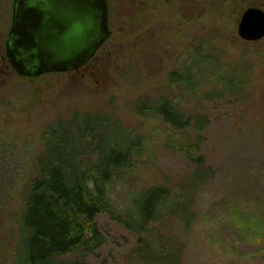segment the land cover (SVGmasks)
Wrapping results in <instances>:
<instances>
[{
	"label": "rangeland",
	"instance_id": "374dc122",
	"mask_svg": "<svg viewBox=\"0 0 264 264\" xmlns=\"http://www.w3.org/2000/svg\"><path fill=\"white\" fill-rule=\"evenodd\" d=\"M119 1L113 12L117 15L113 37L100 53L106 63L99 69L103 75L90 67L83 77L81 66L79 72L20 81L7 66L11 74L0 107L2 264H14L17 255L28 190L25 180L35 174L27 168L43 152V133L60 118L105 111L141 139L146 153L137 158L136 172L112 193L119 207L130 205L133 193L142 188L164 186L177 194L186 186L193 166L173 148L177 132L160 116L136 115L134 105L158 94L190 45L193 49L203 45L225 69L243 68L251 74L250 84L241 96L203 101L211 122L202 152L214 173L194 196L191 228L185 229L175 218L155 226L181 243L182 264H264V38L245 41L238 35L247 2ZM185 95L181 92L182 105L190 114L198 99ZM182 133L188 140L193 136L191 130ZM179 141L184 142L181 136ZM97 226L106 244L88 257L89 264H136L131 254L136 235L107 215L98 217Z\"/></svg>",
	"mask_w": 264,
	"mask_h": 264
},
{
	"label": "trees",
	"instance_id": "16d2710c",
	"mask_svg": "<svg viewBox=\"0 0 264 264\" xmlns=\"http://www.w3.org/2000/svg\"><path fill=\"white\" fill-rule=\"evenodd\" d=\"M186 47L178 58L179 68L167 76L158 94L134 105L136 115L160 116L177 132L173 148L193 166L186 186L177 194L164 186L142 188L133 193L130 205L119 207L112 193L136 172L137 158L146 153L141 139L105 111L60 118L45 130L43 152L26 167L35 174L25 180L28 190L14 264H89L88 257L106 244L97 226L100 215L137 236L131 252L136 264H182L181 243L155 224L175 218L191 228L194 196L214 173L202 152L211 122L203 101L241 96L251 78L243 68L225 69L203 45ZM181 92L189 100L198 99L190 114ZM187 130L193 134L189 140L182 136ZM4 254L0 250V256Z\"/></svg>",
	"mask_w": 264,
	"mask_h": 264
},
{
	"label": "water",
	"instance_id": "95a60500",
	"mask_svg": "<svg viewBox=\"0 0 264 264\" xmlns=\"http://www.w3.org/2000/svg\"><path fill=\"white\" fill-rule=\"evenodd\" d=\"M56 1H63L64 8L68 6L70 14H73L72 17L75 19L72 25L73 30L71 29L65 36L46 38L43 31L49 28L41 27L39 20H33L28 16L19 18L20 30L24 33L26 29V36L33 41L31 52L34 60L50 65L49 60L52 57L54 61L62 62L37 68L32 73L33 76L49 72H67L83 66L111 36L107 0ZM15 33L19 31L12 32V39L16 38ZM238 35L245 41H257L264 38V11L259 8L246 10L238 25ZM39 37L40 40H38Z\"/></svg>",
	"mask_w": 264,
	"mask_h": 264
},
{
	"label": "flooded vegetation",
	"instance_id": "af4514ba",
	"mask_svg": "<svg viewBox=\"0 0 264 264\" xmlns=\"http://www.w3.org/2000/svg\"><path fill=\"white\" fill-rule=\"evenodd\" d=\"M245 1L248 4V8L246 10H248L249 8H259L264 11V5L261 3V0ZM120 3L121 2L119 0H107L109 9L108 23L109 29L111 31V36L102 44L99 50L85 64H83L82 67L84 68H82L81 72L83 77L86 76L87 68L88 70H90V67H96L97 70H99L102 69L101 65H106V63H104L102 60V58L104 57H102L100 53H102L101 50L105 48L107 42L113 37L114 32L111 26L115 25L114 22L117 15L115 16L114 13L116 12L117 7ZM72 15L73 14H70V8L68 6L67 8H64L63 1L0 0V107L2 106V103L5 99L6 91L4 88L6 80L7 77L11 74V72H7V66L13 71L14 76L18 80H20L21 78L34 80L45 75L60 73L49 72L41 74L39 76L32 75L34 70L42 66L46 67L48 64L46 62H41L40 60H34V56L31 52V44L33 43V41L26 36V29L24 33L20 30L19 18L22 16H28L33 20H39L41 27L49 28V30L43 31V34L44 36H46V38L50 36L59 38L65 36L66 34H69L70 30L73 28L72 25L75 19L74 17H72ZM13 31H19V33H15V39H12ZM38 40H40V37L38 38ZM49 63L50 65L48 66L56 65L57 63L60 64L62 62H58V60L54 61L51 57ZM20 65H22L23 67H21ZM79 68L80 67H78L77 69H72L71 71L78 70ZM79 71L80 70H78V72ZM98 73L102 74L100 70L98 71ZM1 112L0 114H2L3 116V113Z\"/></svg>",
	"mask_w": 264,
	"mask_h": 264
}]
</instances>
